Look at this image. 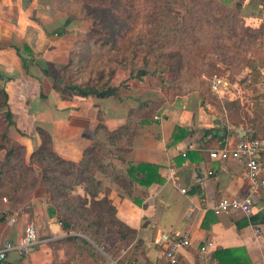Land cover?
<instances>
[{
  "label": "crops",
  "instance_id": "1",
  "mask_svg": "<svg viewBox=\"0 0 264 264\" xmlns=\"http://www.w3.org/2000/svg\"><path fill=\"white\" fill-rule=\"evenodd\" d=\"M42 1L0 0V91L9 97L4 131L11 146L17 144L31 155L42 145L38 135L42 129L58 157L77 165L98 142L123 148L121 158L111 162L125 184L112 173L97 171L95 200L107 199L114 209L110 214L114 223L136 232L143 248L140 257L146 263L166 264L165 249L178 235H187L192 245L180 252L179 264H198L200 246L210 241L215 244L214 258L219 250H231L232 264H264V188L255 194L252 214L217 215L214 209L222 198H245L252 185L244 164L210 156L216 149L255 138V132L232 130L200 94L169 95L165 79L159 82L143 70L133 77L113 78L104 87L115 90L112 96L64 95L71 85L64 69L85 43L88 29L62 12L50 11ZM252 2L246 0L245 6ZM255 9L261 13L264 1ZM245 20L247 26L258 28L263 17L247 13ZM16 99L21 100V111L16 110ZM152 102L159 104L157 115L144 118ZM216 120L219 130L231 133L227 138L213 134L218 130ZM237 130L246 135L241 137ZM120 131L124 132L120 139H109ZM259 159L264 167V151ZM141 164L156 167V179L149 185L129 175L131 166ZM84 186L76 189L91 201ZM33 195L25 202L0 199V214L6 216L0 221V247L17 242L30 222L41 239L28 256L11 252L0 264H118L128 253L126 249L108 255L82 230L64 229L45 193ZM260 212L261 220L252 223L251 217ZM105 229L94 233L95 240L103 243L114 235L119 242L127 237Z\"/></svg>",
  "mask_w": 264,
  "mask_h": 264
},
{
  "label": "rangeland",
  "instance_id": "2",
  "mask_svg": "<svg viewBox=\"0 0 264 264\" xmlns=\"http://www.w3.org/2000/svg\"><path fill=\"white\" fill-rule=\"evenodd\" d=\"M262 1L254 0L247 6L246 0L42 2L50 11L62 12L88 29L85 43L76 49L64 69L71 85L104 88L118 75L133 77L143 70L159 82L165 79L167 94L198 93L232 130L248 129L255 132V138L264 139V9L261 13L255 9ZM247 13L262 15L258 28L246 25ZM214 75L226 79L230 91L216 94L212 88ZM2 102L0 95V155H5L0 158V199L25 202L35 191L45 193L58 217L71 218L74 230L83 226L100 234L107 226L110 232H122L111 219L108 207L94 204V198L84 204L88 198L79 195L76 183L95 179L96 172L103 171L125 184L111 162L112 158H121L124 149L110 146L107 141L98 142L86 163L72 169L48 153L43 159L39 157L44 139L38 133L42 145L30 155L17 144L11 146L4 131L6 107ZM15 103L16 110L21 111V100ZM158 105L152 102L143 117L157 115ZM125 233V240L117 242L114 235H109L100 243L104 252L115 256L127 249L118 264H149L140 257L143 248L135 234Z\"/></svg>",
  "mask_w": 264,
  "mask_h": 264
},
{
  "label": "built area",
  "instance_id": "3",
  "mask_svg": "<svg viewBox=\"0 0 264 264\" xmlns=\"http://www.w3.org/2000/svg\"><path fill=\"white\" fill-rule=\"evenodd\" d=\"M212 88L220 96L230 90V84L222 76L214 75ZM262 151H264V139L252 138L242 139L231 147L219 148L210 153L211 158L215 160H235L244 164L246 176L252 185L251 193L245 198H222L214 209L217 215L238 212L246 215L252 214L255 194L264 188V167L259 159ZM183 156L186 154L183 153ZM182 191L186 192V190ZM10 222H15V218L12 217ZM256 232L259 233L258 230ZM40 242L41 239L35 224L28 223L24 234L17 242L8 241L0 247V263L6 261L11 252H18L23 257L28 256ZM191 245L192 242L187 235H178L163 252L166 264H179L180 252ZM214 246L215 244L211 241L200 246L198 264H219L218 260L211 255Z\"/></svg>",
  "mask_w": 264,
  "mask_h": 264
},
{
  "label": "trees",
  "instance_id": "4",
  "mask_svg": "<svg viewBox=\"0 0 264 264\" xmlns=\"http://www.w3.org/2000/svg\"><path fill=\"white\" fill-rule=\"evenodd\" d=\"M64 95H78V96H82V97H87V96H97L100 98H105L108 96H112L115 95V90L112 88H98L95 86H90V85H86V86H82V85H70L68 87H66L63 90ZM1 98H3V104H1L2 106L6 107L9 101V97L8 94L6 93L5 90L0 92ZM8 118H11V115L8 113ZM38 133H40V135L42 136V138L44 139L43 143L44 145L42 147H40L39 151H40V155L39 157L41 159H43L45 157V154H49L53 157L56 158L57 161H59L60 163L64 164V165H71V168L74 169V167L82 165L83 163H86V159L88 157V154L92 151V149H89L86 151V153L84 154V160L82 161V163L80 164H74V163H70V162H66L64 160H62L60 157H58V155L52 150L51 148V138L48 135L47 132H45L42 129H38ZM123 131L117 132V133H113L110 134L109 139L114 141V140H118L123 136ZM155 172H156V167L152 166V165H145V164H141L138 166H131V170L129 171V175L131 177H133L134 179H136L138 182H140L141 184H145V185H149L151 182H153V180H155ZM83 173H86V171L84 170ZM81 181L77 182L76 185L81 184ZM96 180L94 178L89 179L88 181L84 183L87 185L86 186V190L88 192V194L90 195L91 198H94V201L92 199V202L96 205H104L106 207H108L110 214H113L114 209L112 208V206L110 205V203L108 202L107 199H103L102 201H96L95 198L98 196V191L96 190L95 184H96ZM83 183V182H82ZM90 183V185H89ZM89 199H84V204H86L88 202ZM91 202V203H92ZM263 215V212H260L254 216L251 217V222L252 223H257L259 220H261V216ZM60 222L62 223V226L64 227V229H69V228H73V224L71 223V218H69L68 220L66 218L63 217H58ZM99 218H101L99 216ZM6 220V216L0 214V221H5ZM119 226L122 229L121 234L125 237L126 233L125 230L127 232H130L132 234H135L136 232H133L132 230H130L128 227H126L124 224L119 223ZM81 230L84 232V234H88V236H90V238L96 243V245H98L99 247H102V245L100 244V242H98L97 240H95V234L90 232L88 230V228L83 227L81 228ZM83 241V243L88 244L84 239L80 240ZM89 245V244H88ZM232 253L231 250H219L216 252L215 254V258L218 260L219 264H232L233 258H232Z\"/></svg>",
  "mask_w": 264,
  "mask_h": 264
},
{
  "label": "water",
  "instance_id": "5",
  "mask_svg": "<svg viewBox=\"0 0 264 264\" xmlns=\"http://www.w3.org/2000/svg\"><path fill=\"white\" fill-rule=\"evenodd\" d=\"M216 127L218 130L213 132L214 135H219L220 137L227 138L231 134L230 132H223L219 130L221 126L217 120H216ZM237 132L240 134L241 137H244L246 135V132H242L240 130H237Z\"/></svg>",
  "mask_w": 264,
  "mask_h": 264
}]
</instances>
